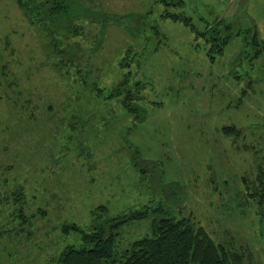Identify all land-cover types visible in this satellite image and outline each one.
<instances>
[{"label": "rangeland", "instance_id": "1", "mask_svg": "<svg viewBox=\"0 0 264 264\" xmlns=\"http://www.w3.org/2000/svg\"><path fill=\"white\" fill-rule=\"evenodd\" d=\"M183 1L73 0L55 39L0 0V264H57L80 241L65 224L89 230L145 206L119 228L117 250L151 235L153 220L187 217L264 264V213L250 196L264 169V53L251 43L255 29L264 38V0L256 13L241 0ZM220 17L242 33L210 58L202 30ZM89 64L85 83L78 68ZM123 72L143 115L96 94L94 82Z\"/></svg>", "mask_w": 264, "mask_h": 264}, {"label": "trees", "instance_id": "2", "mask_svg": "<svg viewBox=\"0 0 264 264\" xmlns=\"http://www.w3.org/2000/svg\"><path fill=\"white\" fill-rule=\"evenodd\" d=\"M171 1L165 0V5L170 4L180 8L184 6L183 0ZM15 2L22 10L27 21L35 27L38 26L44 34L50 37L55 39L59 37L60 39L61 35L58 33L68 30L70 27L71 15L69 11L73 0H15ZM179 11L164 10L160 15L166 18L165 21L169 22L168 20H170L171 24H178L190 30L192 29V31H199L191 23L190 18L184 12H181L182 10ZM209 24L204 25L202 34L211 38L207 47V54L210 58L213 57L211 53L222 55L223 47L232 34L239 35L242 33V30L230 31L229 27L232 23L224 17H220L217 26ZM227 30L228 33H226ZM251 43L255 47V56L264 53V38L258 37L256 29L253 31ZM126 50L123 55L127 57L126 52L128 54L132 50ZM119 67L121 69L125 67L121 61ZM90 69V64L85 67V72H81V69L78 68L82 82L86 83L89 79L87 72ZM116 76L119 77V74H116ZM96 78L99 79L98 76ZM129 78L128 72H123L121 78L115 83H111V80L108 84L104 83L102 86L97 85L96 82L93 85L97 96L104 99L118 98L122 106L129 112L135 115L138 113L140 116V114L143 115L144 110L134 102L139 97L130 88ZM109 84L108 94L104 95L103 87L105 88ZM135 84H138V82H135ZM229 128L222 127V131L231 134L232 129ZM245 183L247 182L245 181ZM247 185L249 184L247 183ZM251 187L250 196L255 197L256 195L258 197L257 203L261 207L260 212L264 213L263 168H259ZM96 209L107 212L105 206H99ZM151 210L153 211L149 206H145L130 210L119 216H109L91 226L89 230L80 228L76 223L65 224L63 227L64 233L67 234L70 229H76L80 233V241L77 245H65L56 258L57 264H246V258L248 259L249 255L247 256L243 252L245 248L240 252L234 246L216 242L204 226L195 225L187 217L174 219L170 216H163L153 220L151 235L135 239L123 249L117 250L116 242L121 225L130 220L145 218Z\"/></svg>", "mask_w": 264, "mask_h": 264}, {"label": "crops", "instance_id": "3", "mask_svg": "<svg viewBox=\"0 0 264 264\" xmlns=\"http://www.w3.org/2000/svg\"><path fill=\"white\" fill-rule=\"evenodd\" d=\"M244 3V6H246L247 8V11L249 12V13H256L257 12V8L253 5V0H241V3ZM264 6V5H263ZM260 10L261 9H264V7L263 8H259ZM257 20H259L260 21V18H258Z\"/></svg>", "mask_w": 264, "mask_h": 264}]
</instances>
